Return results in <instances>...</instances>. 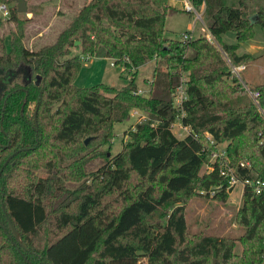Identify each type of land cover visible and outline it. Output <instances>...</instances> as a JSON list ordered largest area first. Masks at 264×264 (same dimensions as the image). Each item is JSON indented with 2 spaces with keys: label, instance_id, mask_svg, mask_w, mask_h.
I'll return each mask as SVG.
<instances>
[{
  "label": "trees",
  "instance_id": "obj_1",
  "mask_svg": "<svg viewBox=\"0 0 264 264\" xmlns=\"http://www.w3.org/2000/svg\"><path fill=\"white\" fill-rule=\"evenodd\" d=\"M191 1L197 9L203 5L209 34L187 40L165 35L166 17L178 11L169 0H88L39 48L23 43L24 19L16 20L9 49L0 43V167L16 152L0 175L6 228L0 225V264L4 254L6 264L264 263V187L259 194L243 188L239 236L188 240L185 219V204L196 193L219 188L213 198L225 201L233 189L227 190L216 161L200 173L217 144L228 142V165L237 177L264 181V117L240 83L247 97L241 103L218 88L231 73L227 60L252 59L221 35L249 39L256 23L264 37V0ZM74 48L80 52L73 54ZM94 57L122 67L128 83L76 87L83 61ZM152 60L148 94H138L137 69ZM180 86L184 97L176 107ZM252 88L264 106V83ZM133 109L146 117L131 141L108 155L103 146L113 124L129 119ZM177 118L189 129L183 138L171 130ZM162 208L169 211L156 218Z\"/></svg>",
  "mask_w": 264,
  "mask_h": 264
},
{
  "label": "rangeland",
  "instance_id": "obj_2",
  "mask_svg": "<svg viewBox=\"0 0 264 264\" xmlns=\"http://www.w3.org/2000/svg\"><path fill=\"white\" fill-rule=\"evenodd\" d=\"M18 1L19 0H0V5H5L8 10V15L6 16L0 12V43H3L7 50L9 49L12 37L18 33V24L16 20L24 19L23 43L29 48H39L42 45L53 42L57 34L71 20L79 8L88 0H24L27 7V11L25 13H19L17 11ZM176 1L178 0H169V3L171 2V5L174 4L175 6ZM179 8H181L180 5ZM198 9L203 10V6H200ZM203 23L201 21H196L193 13L178 10L166 17L165 35L176 39L182 38L184 34H187L191 39L197 38L199 34L207 35L209 32ZM253 30L254 33L252 37L242 41H237L233 32H227L220 37L221 41L224 43L237 44V52L239 54L248 53L252 55V59L248 63L244 64V66L246 65L245 68L239 73L241 80L249 88H252L257 84L264 83L263 30L256 23H254ZM79 52V49L76 48L72 50L73 54H77ZM93 61H98L96 67L91 69L89 73H85L84 71L82 72V69L84 70L86 67L85 65H90ZM104 64L105 71L104 80L102 81L103 83L115 88H121L128 83L130 76L122 67L114 66L111 61H103L100 58H90V60L83 61V68L81 67L80 69L81 77H86V82L90 84L83 85L84 87L97 84L93 83V79L96 78L98 74L103 73L104 68L102 66ZM154 68L155 61L152 60L137 69L135 83L137 91L141 90L142 95L148 94L149 84L152 79ZM19 72L21 73L19 75L22 76V80H24L27 76L26 66L21 65L19 67ZM224 81L225 83L219 84L220 86L218 87L219 91L224 94L222 96H230L233 100H236L239 103L245 101L247 97L240 91V89L243 90V88L239 89L237 85L239 81H234L231 73L229 76L225 77ZM145 117V113L138 109H133L131 110L129 119L113 124L112 138L108 144L103 146V150L107 151L108 155L118 153L122 149L123 145L131 141V132L135 131L136 124L140 123V121H142ZM186 129L187 128L182 125L179 118L176 119V122L171 127L172 132L178 138H183L187 134ZM227 144L228 142L217 144V150L211 153L210 161L202 166L200 173L209 170V164L214 159L217 162L219 171L223 170L226 165H228L229 160L225 153V146ZM38 174L43 173L42 171H39ZM88 179H90V177ZM136 184H138V181L133 175L131 177L130 187L135 188L134 185ZM242 192L243 185L235 184L225 201L213 198V195L215 194H213V188L201 191L200 193H196L192 196L185 204L187 239L195 240L201 234H209L220 237L239 236L242 233V229L237 222V215L242 204ZM167 211H169L168 208H162L155 214L156 218L160 219V216ZM1 221L2 220L0 218V225L3 224ZM236 245V250L240 251L241 246L238 241H236ZM4 256V264H6L9 261V258L8 255L6 256L4 254ZM15 264L22 263L16 261Z\"/></svg>",
  "mask_w": 264,
  "mask_h": 264
},
{
  "label": "built area",
  "instance_id": "obj_3",
  "mask_svg": "<svg viewBox=\"0 0 264 264\" xmlns=\"http://www.w3.org/2000/svg\"><path fill=\"white\" fill-rule=\"evenodd\" d=\"M181 1H182V9L189 12V13H193L195 15V20L201 21L203 23V21H202V11L203 10L197 9L191 0H181ZM0 12H2V14L4 16L8 15V10H7L5 5H0ZM208 38H210L211 40L213 39L212 36H210V35H208ZM182 39L187 40V39H189V36L187 34H184ZM227 62L229 64L231 73L237 77L241 87L246 91L248 96L252 99V101L256 105L260 114L264 117V106H262L258 100L259 91L256 89H253V88H249L240 78L239 73L245 68L244 64L235 65V64L231 63L229 60H227ZM137 93L142 94V91L138 90ZM183 97H184V89L182 86H180L176 89V93H175V105H176V107H179ZM188 130L189 129L187 128L186 131L188 132ZM214 162H215V159L212 160L211 163L209 164L210 168L208 171H211L213 169V163ZM240 166L241 167L249 166V163L248 162H240ZM220 174L227 179V182H228L227 190L230 188H234L235 184H242L243 188L245 186H250L254 189V193L259 194V193H261V191L264 187V181H261L259 179L237 177L234 174V169L232 167H230L229 165H226V167L220 171ZM217 189H219V188H213V194L217 192Z\"/></svg>",
  "mask_w": 264,
  "mask_h": 264
},
{
  "label": "water",
  "instance_id": "obj_4",
  "mask_svg": "<svg viewBox=\"0 0 264 264\" xmlns=\"http://www.w3.org/2000/svg\"><path fill=\"white\" fill-rule=\"evenodd\" d=\"M17 11H18L19 13H25V12L27 11L26 3H25L24 0H19V1H18V4H17ZM77 44H78V42L75 43V45H77ZM35 114H36V113H34V124L36 125V117H35ZM88 140H89V138H87V139L85 140V143H87ZM15 153H16V152L11 153V154L5 159V161L3 162L2 166L0 167V175H1V173H2V171H3V169H4V167H5L6 164L8 163V161H9V160L15 155ZM4 214H5V217H6V220H7L8 226H9V228H10L12 234H13V237L17 240L18 245L21 246L23 249L26 250V249H27V246H26L25 242H24L23 240L20 239V237H19V232H18V230L16 229V227L14 226V224L12 223L11 219L8 217V215H7L5 209H4ZM1 227H2V229H3L4 231H6V228H5V225H4V224H1ZM11 242H13L12 239H11ZM13 243H14V242H13ZM19 252H20V254H21L23 257H25L24 254H23L20 250H19Z\"/></svg>",
  "mask_w": 264,
  "mask_h": 264
},
{
  "label": "crops",
  "instance_id": "obj_5",
  "mask_svg": "<svg viewBox=\"0 0 264 264\" xmlns=\"http://www.w3.org/2000/svg\"><path fill=\"white\" fill-rule=\"evenodd\" d=\"M180 2V3H179ZM170 4V6L171 7H173L174 9H177V10H182L183 11V9H182V1L181 0H178V1H176V5L174 6V4L173 5H171V2L169 3ZM179 5L181 6V8H179ZM203 25H204V23H203ZM205 26V25H204ZM206 28V27H205ZM94 58H96V59H102L103 61H109L110 62V59H108V58H101V57H94ZM90 60V59H89ZM99 62H101V61H99ZM98 64V61H93V63L92 64H90V65H85L86 67H85V69L83 70L82 69V72L84 71L85 73H89L90 71H91V69H93L94 67H96V65ZM106 64V63H105ZM105 64L102 66L104 69H103V73L101 74H98V76L96 77V78H91V79H93L94 80V82L93 83H103L102 81L104 80V71H105ZM140 67H142V66H140ZM139 67V68H140ZM83 68V67H82ZM138 68V69H139ZM80 73H81V70H80V72H79V74L77 75V77H76V79L74 80V85L76 86V87H84L83 85H90V84H88L86 81V77H84L83 75V77H81V75H80ZM92 80V81H93ZM95 81H97V82H95ZM95 85V84H94Z\"/></svg>",
  "mask_w": 264,
  "mask_h": 264
}]
</instances>
